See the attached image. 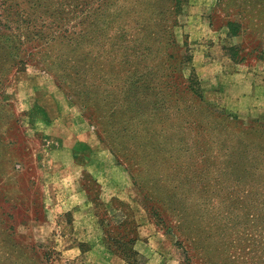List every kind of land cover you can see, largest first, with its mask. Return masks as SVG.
Returning a JSON list of instances; mask_svg holds the SVG:
<instances>
[{
  "label": "rangeland",
  "instance_id": "obj_1",
  "mask_svg": "<svg viewBox=\"0 0 264 264\" xmlns=\"http://www.w3.org/2000/svg\"><path fill=\"white\" fill-rule=\"evenodd\" d=\"M149 1L173 10L169 0H0V264H264V106L239 101V88L222 79L245 70L252 87L262 86L264 0H179L170 45L159 22L145 28ZM89 15L127 31L146 54L131 82H148L150 100L159 99L156 82L181 89L192 78L211 111L193 119L190 105L170 118L164 149L178 159H160L146 178L164 188L180 182L179 195L151 214L46 70L51 61L66 65V29ZM226 21L240 22L241 33L226 37ZM74 141L91 151L72 155ZM68 176L77 180L66 185ZM113 199L123 207L112 210ZM103 210L107 241L97 222ZM132 236L126 260L109 243Z\"/></svg>",
  "mask_w": 264,
  "mask_h": 264
},
{
  "label": "trees",
  "instance_id": "obj_2",
  "mask_svg": "<svg viewBox=\"0 0 264 264\" xmlns=\"http://www.w3.org/2000/svg\"><path fill=\"white\" fill-rule=\"evenodd\" d=\"M120 1L123 0H118ZM169 1H174V5L173 10L168 13L160 12L153 3L148 2L149 15L153 19L146 21L145 28L150 30L153 24L159 22L162 35L170 38L167 40L170 45L174 44L172 29L176 27V23L172 16L177 12L179 0ZM224 27L225 36L230 38L238 36L242 31L240 22L226 21ZM69 28L78 31H70ZM69 28L66 29L68 33L65 39L66 65L61 64L60 67L58 61H51L46 65V70L49 73L53 72L55 80L60 81L56 82V87L77 106L96 140L106 147L113 164L123 168L142 201L147 204H141L142 208L147 214H151L154 204L163 205L164 201L179 195L176 185H180V182L177 181L170 188L169 186L164 188L162 185L159 186L160 181L151 182V179L146 178L149 169L157 171L161 169L160 159L170 161L172 165L178 159L164 149L169 138L166 130L173 127V125L168 127L172 122L170 118L176 113L181 115L190 111V105L193 106V119L201 111L209 115L211 111L206 110L198 84L192 78L181 82V89L169 81L156 82L157 87L150 89L155 99H159L150 100L147 92L148 82H131L133 74L139 71L137 65L141 64L144 69L142 63L145 62L146 54L130 45L132 40L130 34L119 29L114 23H99L89 15ZM90 33H95L97 37L89 38ZM82 48H86L87 52L77 54ZM112 49L116 54H111ZM181 50L185 53L187 51L185 41ZM79 54L83 56L82 60L77 58ZM184 61L186 60L183 57L177 66ZM164 78H168L167 75H164ZM170 87H173V91ZM163 95L166 99L160 100ZM191 98H195L196 101L192 103ZM190 158L193 159L192 156ZM155 161L158 163L153 169ZM111 206L112 210H117L116 206L123 207V204L113 199ZM105 214H107L105 210L101 215L98 214L97 222L104 234V241H107L110 237L108 230L111 223ZM133 240L132 236L125 238L124 241L120 238V242L111 241L109 244L127 260L134 255L128 249ZM128 264L138 263L132 260Z\"/></svg>",
  "mask_w": 264,
  "mask_h": 264
},
{
  "label": "crops",
  "instance_id": "obj_3",
  "mask_svg": "<svg viewBox=\"0 0 264 264\" xmlns=\"http://www.w3.org/2000/svg\"><path fill=\"white\" fill-rule=\"evenodd\" d=\"M262 67H263L262 69H264V64H262ZM245 69H247V68H245ZM239 72L238 73H234V72L225 73L223 78H222L223 82H229L230 87H236V88L238 87L239 88L240 94H242L241 95L242 99L239 98V101H245L248 98H249V100H253V98L255 97V99H258V100L260 99L262 101V106H264L263 105L264 104L263 103L264 102V82H260V83H262V86H260L259 88H256V87L254 88V87H252V81L249 80V77L251 74L248 72L246 73L245 70L244 71L239 70ZM261 74H263V73H261ZM213 78H214L213 80L216 79V74L213 76ZM262 80H264V78H262ZM219 81H220V78H219ZM231 84H232V86H231ZM235 84H237V86H235ZM227 86H229V85H227ZM257 89H260L259 93H256ZM254 91H255V95L252 94V92H254ZM250 96L253 98H251ZM69 150L73 153L72 155H74L75 153H86L87 154L91 151V149L87 148L86 146L81 147L80 145L79 146L76 145V141H74V143H72ZM84 158H86V157H84ZM72 162H74V161H72ZM72 164H74L76 166V167H74V171L73 170L72 171L73 172L76 171L77 174H79L80 169L78 167H81V166L80 165L77 166L76 163H72ZM82 168H84V170L87 171L91 175V177H93L95 180L98 178V174L96 173V171H97L96 169H95L96 171L94 173L92 171L87 170L86 166H83ZM76 180H77V176H68V178H66V181H67L66 185H69V183H73ZM96 181L99 183V180H96ZM67 200H68V203L70 206H68V208H66V209L71 210L74 207V204H72V202H71V197H69Z\"/></svg>",
  "mask_w": 264,
  "mask_h": 264
}]
</instances>
